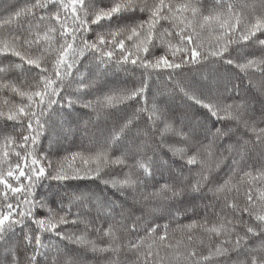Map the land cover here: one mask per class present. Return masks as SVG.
Segmentation results:
<instances>
[{"label": "snow or ice", "instance_id": "6c2138e0", "mask_svg": "<svg viewBox=\"0 0 264 264\" xmlns=\"http://www.w3.org/2000/svg\"><path fill=\"white\" fill-rule=\"evenodd\" d=\"M77 103L107 128L50 158L41 136ZM45 178L60 183L39 194ZM89 253L264 264V0H19L0 16V264Z\"/></svg>", "mask_w": 264, "mask_h": 264}, {"label": "trees", "instance_id": "16d2710c", "mask_svg": "<svg viewBox=\"0 0 264 264\" xmlns=\"http://www.w3.org/2000/svg\"><path fill=\"white\" fill-rule=\"evenodd\" d=\"M18 2L19 0H0V16H3L7 9L16 6ZM223 72L224 69H221V73ZM136 75H139L138 71ZM195 75V73H190L189 78H192ZM135 78L136 77L134 76L125 75L123 73L115 76H112L110 74V79L113 82L114 86H121L125 82H130ZM233 82L239 85V90L241 92L247 91L250 96H253L255 98L254 107L256 112L258 113L261 100L258 95H256L249 89L247 80L235 79ZM159 86L163 87V84L161 83ZM89 98L91 97H86V99ZM16 99L19 100L18 97ZM165 99L174 108L179 109L183 107V103L179 96H166L164 98H161V102H163ZM65 108H67L66 104ZM63 115L67 122L62 127H57L56 135L54 137H51L48 133H44L41 136L42 147H44L48 151L50 158L53 159L68 156L73 152L84 151L85 147L89 144V139L94 135L99 136V134L107 128V125L103 121V119L98 121L92 110L90 108H85L81 103H77L72 109L64 111ZM50 141L51 147H49ZM224 143H227V141H224ZM221 175H223V173H221ZM58 183L60 182L45 178L42 181L40 187L37 189V192L39 194H43L50 190H54ZM72 183L79 184L81 187H86L88 189L97 191L102 195L115 200L122 199L120 193L116 192L110 187H105V185L102 184L99 180L85 179L83 181H73ZM165 222L166 219H161L158 221V223L160 224H163ZM65 243H67V241ZM70 247L76 246L72 245ZM103 258L104 257H94L91 253H89L86 257V259L89 261V264H96L97 260H102Z\"/></svg>", "mask_w": 264, "mask_h": 264}]
</instances>
